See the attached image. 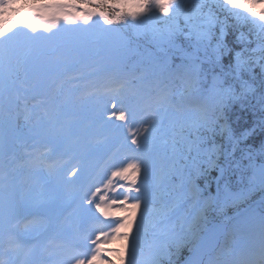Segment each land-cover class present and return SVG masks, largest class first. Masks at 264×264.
Here are the masks:
<instances>
[{"label": "snow or ice", "instance_id": "6c2138e0", "mask_svg": "<svg viewBox=\"0 0 264 264\" xmlns=\"http://www.w3.org/2000/svg\"><path fill=\"white\" fill-rule=\"evenodd\" d=\"M258 5L264 0H0L5 90L15 74L16 38L52 41L66 25L79 31L39 54L46 59L37 87L48 89L53 101L65 86L58 76L69 83L84 78L68 73L93 50L138 56L133 79L163 85L152 103L139 93L126 102L129 74L117 70L106 77L108 86L85 93L109 97L133 153L102 187L86 193L91 221L81 216L65 225L55 213H37L20 231L15 176L0 171V264H117V257L119 264H264V142L258 149L248 143L264 133V10ZM100 21L120 28L90 31ZM141 37L150 45L145 52ZM177 83L182 90L173 91ZM246 114L255 117L251 127L233 126ZM72 147L57 139L34 148L26 163L55 176L59 153ZM83 172L71 175L80 179ZM213 184L215 196L207 194ZM257 192L258 201L252 199ZM113 209L128 214L115 216ZM213 213L218 222L209 227ZM129 237L120 248L105 247Z\"/></svg>", "mask_w": 264, "mask_h": 264}, {"label": "bare ground", "instance_id": "6f19581e", "mask_svg": "<svg viewBox=\"0 0 264 264\" xmlns=\"http://www.w3.org/2000/svg\"><path fill=\"white\" fill-rule=\"evenodd\" d=\"M93 30V29H91ZM94 32V31H92ZM16 45H15V56L14 59H21L22 62L24 63V66L21 68H17L21 61H18L14 63L13 59V66H14V77L21 76L23 75L21 72H25L24 76L32 79L33 82L38 84L40 80L43 78V69L42 65L45 61V57L39 55L41 51H43L46 48H51L47 47L45 43H43V40H41L36 47L35 45H29L32 41L26 42L22 41L19 38L16 39ZM33 43V42H32ZM79 65L83 68L85 65L82 63V60L79 62ZM86 68L85 70H87ZM13 77V79H14ZM12 79V81H13ZM9 82L8 86L11 84ZM0 87H4L2 84H0ZM43 90V89H42ZM48 92V89H47ZM25 203L28 206H33L36 204V202H42V201H48V200H54L56 205L58 206L60 201L67 202L68 196L67 195H62L59 193V190H50L47 191L45 194H40L35 189L29 188L25 191ZM66 198V199H65Z\"/></svg>", "mask_w": 264, "mask_h": 264}, {"label": "rangeland", "instance_id": "374dc122", "mask_svg": "<svg viewBox=\"0 0 264 264\" xmlns=\"http://www.w3.org/2000/svg\"><path fill=\"white\" fill-rule=\"evenodd\" d=\"M96 20V18H94V21ZM88 26L87 25H84V28H87ZM108 28H111V26H109V25H106V24H104L103 23V21H100L99 23H94L93 24V27H92V29H94L97 33L98 32H101V31H103V29H108ZM79 31V29L77 28V25H66L65 26V30H63V31H61L56 37H54L53 39H56V40H60V39H62V38H64L65 36H67V35H71V34H75L76 32H78ZM27 32V31H26ZM36 35V34H35ZM47 34H45V36H46ZM29 36L30 35H28V34H20L18 37L19 38H29ZM17 37V38H18ZM25 41H27L26 39H24ZM23 40V41H24ZM41 40H43V38H36V41H41ZM45 40V39H44ZM46 41V44H48V43H50V41H47V40H45ZM94 51L95 50H93V51H91V52H93L94 53ZM112 57L115 59V61L117 62L118 60H120L121 59V57H122V55H121V52H119V53H113L112 54ZM115 67H116V65H115ZM130 240L131 239H129V242H130Z\"/></svg>", "mask_w": 264, "mask_h": 264}, {"label": "trees", "instance_id": "16d2710c", "mask_svg": "<svg viewBox=\"0 0 264 264\" xmlns=\"http://www.w3.org/2000/svg\"><path fill=\"white\" fill-rule=\"evenodd\" d=\"M93 2H98V0H93ZM87 7L89 6L87 5ZM254 120H255V117L251 116L250 114H246L244 118L241 121H239L238 125L233 124V126L251 127L253 125ZM233 121H235V116H233L229 122L233 123ZM262 142H264V133H260L259 131H257L248 141V143L256 149L260 147ZM257 162H259V160ZM211 192L213 191L211 190ZM231 211H233V209H231ZM210 220H211L210 224L218 222L217 214L213 213L212 216L210 217Z\"/></svg>", "mask_w": 264, "mask_h": 264}, {"label": "water", "instance_id": "95a60500", "mask_svg": "<svg viewBox=\"0 0 264 264\" xmlns=\"http://www.w3.org/2000/svg\"><path fill=\"white\" fill-rule=\"evenodd\" d=\"M50 206H52V203H51V202L48 203V204H43V205L40 206L39 208H40L41 210H43V211H46V210H48V208H49Z\"/></svg>", "mask_w": 264, "mask_h": 264}]
</instances>
